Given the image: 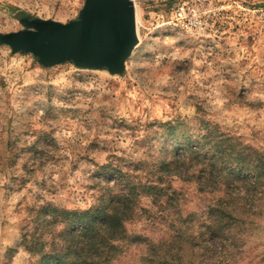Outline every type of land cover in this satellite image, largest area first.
Masks as SVG:
<instances>
[{"label":"rangeland","instance_id":"374dc122","mask_svg":"<svg viewBox=\"0 0 264 264\" xmlns=\"http://www.w3.org/2000/svg\"><path fill=\"white\" fill-rule=\"evenodd\" d=\"M133 2L137 43L121 73L45 67L0 44V264H36L23 234L57 241L66 219L50 208L93 210L120 189L119 168L130 182L157 181L161 195L132 197L107 264L157 263L185 235L198 264H264V195L230 220L238 239L219 258L221 237L207 233L218 193L198 187L191 163L180 175L159 164L215 132L264 155V0ZM83 3L0 0V32L22 29L25 15L75 19Z\"/></svg>","mask_w":264,"mask_h":264},{"label":"trees","instance_id":"16d2710c","mask_svg":"<svg viewBox=\"0 0 264 264\" xmlns=\"http://www.w3.org/2000/svg\"><path fill=\"white\" fill-rule=\"evenodd\" d=\"M185 142L186 139H176L175 145L182 147ZM194 143L182 148V156L162 159L159 164L168 170V175H180L178 166L191 163V167L196 169L194 178L198 187L204 192L218 193L219 197L208 205L209 212L215 214L211 221H207L211 234L207 233L209 237H221V254L218 257L223 258L228 241L238 239L233 236L236 226L230 220H237L238 215L249 212L254 206L252 202L264 195V155L231 136L216 132L205 135L201 143ZM111 170L110 164H106L101 172L108 171L113 175ZM117 173L116 183L120 189L112 190V196L107 200L102 197V202L93 210L79 211L57 206L50 208L56 216L66 219L64 228L53 234L57 241L45 240L44 236L36 235L33 231L23 234V241L27 243L29 251L38 254L36 264H107L114 248L113 241L123 237V222L133 213L132 197L153 194L158 198L161 195L157 181L130 182L124 177L121 168ZM137 187L140 188L139 192H136ZM41 214L39 212V216ZM180 235H185V231L182 230ZM184 242L185 246L179 250L166 246L159 262L157 260V263L152 264H198L191 255L193 248L189 242H192V236L185 235ZM188 250L190 254L186 256ZM184 251L188 252L184 255ZM177 257L178 260H175ZM222 261L214 259L205 263L221 264Z\"/></svg>","mask_w":264,"mask_h":264},{"label":"water","instance_id":"95a60500","mask_svg":"<svg viewBox=\"0 0 264 264\" xmlns=\"http://www.w3.org/2000/svg\"><path fill=\"white\" fill-rule=\"evenodd\" d=\"M22 29L0 32L11 52L31 53L45 67L66 61L77 67L121 73L137 43L133 0H84L77 18L61 22L25 15Z\"/></svg>","mask_w":264,"mask_h":264}]
</instances>
